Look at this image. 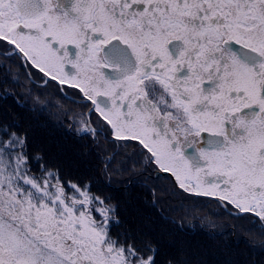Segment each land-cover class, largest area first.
<instances>
[{"label":"snow or ice","instance_id":"6c2138e0","mask_svg":"<svg viewBox=\"0 0 264 264\" xmlns=\"http://www.w3.org/2000/svg\"><path fill=\"white\" fill-rule=\"evenodd\" d=\"M0 57L84 101L78 131L264 239V0H0ZM15 128L0 123V264H159L111 197L64 180Z\"/></svg>","mask_w":264,"mask_h":264},{"label":"trees","instance_id":"16d2710c","mask_svg":"<svg viewBox=\"0 0 264 264\" xmlns=\"http://www.w3.org/2000/svg\"><path fill=\"white\" fill-rule=\"evenodd\" d=\"M0 63L11 69L6 80V69L0 68V123L14 122L27 137L29 154L42 153L64 180L90 183L93 192L111 197L123 227L159 247V264L169 259L173 264H264V239L240 227H249L247 222L234 220L208 198L186 197L163 175L157 179L153 168L131 156L130 147L78 131L82 126L72 116L85 112L80 104L70 103L52 85L30 83L18 61L0 57Z\"/></svg>","mask_w":264,"mask_h":264},{"label":"flooded vegetation","instance_id":"af4514ba","mask_svg":"<svg viewBox=\"0 0 264 264\" xmlns=\"http://www.w3.org/2000/svg\"><path fill=\"white\" fill-rule=\"evenodd\" d=\"M35 86H40V83H39V80L37 79L36 81V84H34ZM49 85H52L54 88H56L53 84H49ZM43 87V86H42ZM57 89V88H56ZM68 95L70 96L71 95V92L68 93ZM64 96V95H63ZM65 97V96H64ZM84 101H80L78 104H80L82 107L84 105ZM84 108V107H83ZM85 112L87 111L86 108H84ZM92 121L95 123V120H96V117L95 116H92L91 117ZM106 143H111L113 145H118L120 142H115L111 139V137H109L108 139H105V137L103 135L100 136ZM92 138V137H91ZM98 138V137H97ZM96 138V139H97Z\"/></svg>","mask_w":264,"mask_h":264}]
</instances>
